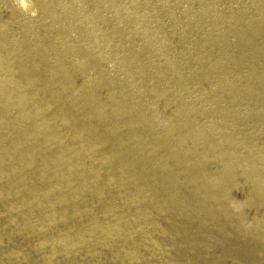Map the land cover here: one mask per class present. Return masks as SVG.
<instances>
[{"label":"bare ground","instance_id":"bare-ground-1","mask_svg":"<svg viewBox=\"0 0 264 264\" xmlns=\"http://www.w3.org/2000/svg\"><path fill=\"white\" fill-rule=\"evenodd\" d=\"M215 1L0 0V264H264V0Z\"/></svg>","mask_w":264,"mask_h":264},{"label":"rangeland","instance_id":"rangeland-1","mask_svg":"<svg viewBox=\"0 0 264 264\" xmlns=\"http://www.w3.org/2000/svg\"><path fill=\"white\" fill-rule=\"evenodd\" d=\"M216 1H215V5L217 6V9H219L222 12H226V11H223L222 10V9H224L222 3L219 0H216ZM243 1H246L247 2V0H243ZM224 16L226 17V20H228L230 18V15H229L228 12ZM217 72H218V69H217Z\"/></svg>","mask_w":264,"mask_h":264}]
</instances>
